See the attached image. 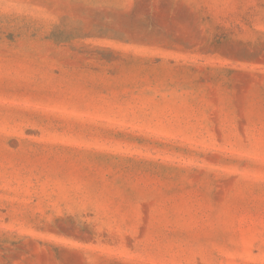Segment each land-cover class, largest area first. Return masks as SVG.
<instances>
[{
  "label": "rangeland",
  "instance_id": "1",
  "mask_svg": "<svg viewBox=\"0 0 264 264\" xmlns=\"http://www.w3.org/2000/svg\"><path fill=\"white\" fill-rule=\"evenodd\" d=\"M0 264H264V0H0Z\"/></svg>",
  "mask_w": 264,
  "mask_h": 264
}]
</instances>
